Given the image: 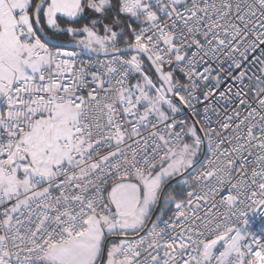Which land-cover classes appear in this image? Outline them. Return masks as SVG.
<instances>
[{
    "label": "snow or ice",
    "instance_id": "1",
    "mask_svg": "<svg viewBox=\"0 0 264 264\" xmlns=\"http://www.w3.org/2000/svg\"><path fill=\"white\" fill-rule=\"evenodd\" d=\"M0 264H264V0H0Z\"/></svg>",
    "mask_w": 264,
    "mask_h": 264
}]
</instances>
